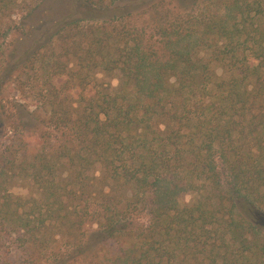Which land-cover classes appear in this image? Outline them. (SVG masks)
<instances>
[{"label":"trees","instance_id":"1","mask_svg":"<svg viewBox=\"0 0 264 264\" xmlns=\"http://www.w3.org/2000/svg\"><path fill=\"white\" fill-rule=\"evenodd\" d=\"M78 1L95 17L119 12L60 22L25 57L43 73L50 131L38 149L14 117L44 209L16 228L43 252L66 244L45 264H102L98 245L106 264H264V230L237 209L264 214V0H177L191 9L173 18L148 0ZM142 8L155 9L161 54L125 24Z\"/></svg>","mask_w":264,"mask_h":264},{"label":"rangeland","instance_id":"2","mask_svg":"<svg viewBox=\"0 0 264 264\" xmlns=\"http://www.w3.org/2000/svg\"><path fill=\"white\" fill-rule=\"evenodd\" d=\"M127 1H132V6H144L138 0H122L118 8H122ZM145 3L148 6H155L156 11L160 13L169 10L171 18L178 11L184 12V10L191 9V3L187 5V8L182 9L177 0H148ZM155 9L146 11L142 8L141 10L146 11L143 15L138 9L139 11L133 17L125 20V24L138 31L145 30L144 40L159 52L160 45L151 31ZM117 12L119 11L109 10L95 17L89 15L92 12L78 0H11L8 7L3 9V13L0 11V210L7 209L9 215L19 208L17 216L0 215V264H45L46 261L49 263L55 256L58 257L57 254L61 255L66 247V244L58 238L55 243L51 242L46 252H43L39 245L32 247L29 244L31 233L16 228L20 224L18 216L24 217L32 211H40L43 214L44 209L42 203L33 205L32 199H38V202L40 200V190L32 185L29 178L25 177L27 173L23 171L30 159L20 166V159L16 157L25 150V146L19 147L17 145L19 141H16L17 135H12L14 131L12 126L17 124L14 117L23 114L25 127L21 134L30 135L29 139H23L25 142L38 144V149L48 147L45 138L41 139L38 136L50 131L43 123L47 118L41 105L44 101L43 90L45 89L43 73L38 70L39 63L25 62V57L35 44L52 33L60 22L87 16L95 20H105ZM10 70L11 73L8 75ZM98 78L104 87L110 84L113 87L118 85L115 77L108 78L98 75ZM34 110H36L35 118L30 121L31 115L28 113ZM19 128V130L22 129V127ZM54 136L52 134L51 139H55ZM188 200L189 197H186L185 202ZM4 202L6 206L2 209ZM237 209L241 216L264 230V214L259 209L241 201L238 202ZM35 227L39 228L40 225L35 224ZM95 229L96 224L87 221L84 227L87 236ZM97 249L100 250L97 254L98 262L106 264L107 251L103 245L91 249L90 253L95 255ZM31 253L34 254L32 259L29 257Z\"/></svg>","mask_w":264,"mask_h":264}]
</instances>
